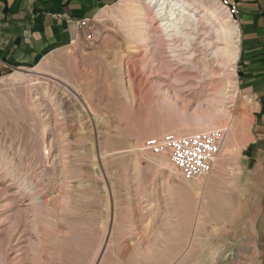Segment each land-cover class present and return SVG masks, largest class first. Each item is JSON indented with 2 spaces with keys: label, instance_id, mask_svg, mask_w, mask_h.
Listing matches in <instances>:
<instances>
[{
  "label": "rangeland",
  "instance_id": "374dc122",
  "mask_svg": "<svg viewBox=\"0 0 264 264\" xmlns=\"http://www.w3.org/2000/svg\"><path fill=\"white\" fill-rule=\"evenodd\" d=\"M201 1L167 33L155 5L119 0L72 46L0 73V264H199L231 231L222 264H264V152L243 158L264 151V109L239 25ZM199 132L223 136L205 177L142 150Z\"/></svg>",
  "mask_w": 264,
  "mask_h": 264
},
{
  "label": "crops",
  "instance_id": "0c3cea01",
  "mask_svg": "<svg viewBox=\"0 0 264 264\" xmlns=\"http://www.w3.org/2000/svg\"><path fill=\"white\" fill-rule=\"evenodd\" d=\"M118 1L0 0V73L13 67L30 69L72 46L82 36L80 21H93ZM238 19L242 78L264 109V0H243ZM245 151L243 158L251 164L264 152L255 146ZM237 238L232 231L209 238L201 248L199 264H222L234 251Z\"/></svg>",
  "mask_w": 264,
  "mask_h": 264
},
{
  "label": "built area",
  "instance_id": "2783aa9c",
  "mask_svg": "<svg viewBox=\"0 0 264 264\" xmlns=\"http://www.w3.org/2000/svg\"><path fill=\"white\" fill-rule=\"evenodd\" d=\"M220 7L238 24L243 0H217ZM81 31L93 29L92 21L78 23ZM223 146V136L218 132H199L190 136L169 134L162 139L152 138L142 147L143 152L159 156L167 154L176 169L186 178L195 179L209 175L218 160Z\"/></svg>",
  "mask_w": 264,
  "mask_h": 264
},
{
  "label": "bare ground",
  "instance_id": "6f19581e",
  "mask_svg": "<svg viewBox=\"0 0 264 264\" xmlns=\"http://www.w3.org/2000/svg\"><path fill=\"white\" fill-rule=\"evenodd\" d=\"M148 1L151 5H155V8H157L156 11V18H163L168 22L167 23V33L171 32L169 31L171 28H174V24H172V22H175L178 17H175L177 14V12L181 11L182 9H187L190 7H207L208 5L204 4L201 0H146ZM217 1V0H216ZM205 2V0H204ZM137 3V2H135ZM207 3V2H206ZM136 6V5H135ZM138 7V6H137ZM149 8V7H148ZM145 10H143L144 12ZM210 14L213 17H216V11L212 9V7L209 9ZM146 12V11H145ZM148 12V11H147ZM182 12V11H181ZM179 15V14H178ZM166 17V18H165ZM145 20V19H144ZM147 20V19H146ZM160 20V19H159ZM164 21V20H163ZM230 22V21H227ZM171 23V24H170ZM144 27V26H143ZM165 27V26H164ZM147 28V25H146ZM163 28V27H162ZM234 25H233V29L232 31H235ZM175 29V28H174ZM173 29V30H174ZM237 29V28H236ZM237 39V38H236ZM24 74L21 72H18L15 77L21 78L23 77ZM14 78V77H13ZM16 78V79H18Z\"/></svg>",
  "mask_w": 264,
  "mask_h": 264
}]
</instances>
